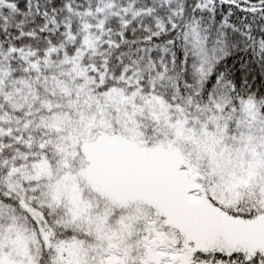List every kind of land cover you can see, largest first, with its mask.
Wrapping results in <instances>:
<instances>
[{
  "label": "snow or ice",
  "instance_id": "6c2138e0",
  "mask_svg": "<svg viewBox=\"0 0 264 264\" xmlns=\"http://www.w3.org/2000/svg\"><path fill=\"white\" fill-rule=\"evenodd\" d=\"M0 264H264V0H0Z\"/></svg>",
  "mask_w": 264,
  "mask_h": 264
}]
</instances>
